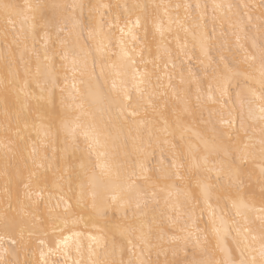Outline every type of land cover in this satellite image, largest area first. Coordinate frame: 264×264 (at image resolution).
Returning <instances> with one entry per match:
<instances>
[{
  "label": "snow or ice",
  "instance_id": "6c2138e0",
  "mask_svg": "<svg viewBox=\"0 0 264 264\" xmlns=\"http://www.w3.org/2000/svg\"><path fill=\"white\" fill-rule=\"evenodd\" d=\"M106 7L43 0L21 5L0 0V11L9 23L14 22L13 17L19 18L23 34V40L18 35L12 44L5 37L6 74L0 79L5 159L9 153L23 159L31 148L29 159L35 169L23 184L24 200H17L19 208L12 206L9 194L8 207L0 217V264H19L9 257L16 253L17 245H24L25 232L42 246L40 258L48 264L43 250L47 245L40 233L47 236L45 225L63 233L70 223L83 220L69 203L72 199L76 209L90 210L94 224L105 222L97 235L88 237L86 258L76 240L80 258L73 264H264V207L260 215L252 217L257 184L264 205V0L259 6L213 4L211 30L203 11L207 5L195 4V15L191 4L155 5L164 8L168 24L165 27L158 15L153 20L154 39L157 33L161 37L154 59L144 57V46L137 50L133 44L139 43L133 32L141 26L139 16L127 32L119 28L118 51L112 52V29L119 25L100 12ZM122 7L129 15L148 8L140 4ZM173 7L183 8L184 16L177 14L173 20L169 15ZM257 7L259 24H253ZM96 14L100 19H95ZM225 23L237 45L245 25L255 29L256 34L249 37L252 51L244 49L242 60L227 54L231 48ZM173 24L185 33L183 43L176 36L175 49L164 41ZM29 37L31 48L25 42ZM21 44L18 61L13 45L20 50ZM194 56L197 63L188 65L185 77L181 57L191 61ZM177 61L179 81L173 84ZM20 63L25 65L23 81ZM148 64L153 66L151 71ZM61 71L65 87H60ZM68 73L73 80L77 74L87 77L80 80L85 85L83 92L73 83L76 95L68 93L71 103L64 96ZM30 75L40 90L39 97L28 91ZM165 77L166 86L162 84ZM165 87L171 89L175 103H170L168 92L162 90ZM58 88L59 112L55 104ZM30 99H37L34 109L29 108ZM40 100L47 103L40 104ZM142 113L138 120L128 119ZM29 129L35 131V139ZM9 145H14V152ZM41 148H51V155ZM157 149L161 159L151 166L150 158ZM50 183L55 194L48 191ZM46 191L45 202L42 194ZM56 196L53 208L51 201ZM41 202L48 208L46 217L36 212ZM61 205L62 213L56 211ZM113 209L121 219L109 217ZM80 235L57 239L48 252L56 255L62 251L67 257L69 241ZM6 240L10 241L7 247ZM136 249L155 251L156 259L135 256ZM126 253L132 254L127 260Z\"/></svg>",
  "mask_w": 264,
  "mask_h": 264
},
{
  "label": "bare ground",
  "instance_id": "6f19581e",
  "mask_svg": "<svg viewBox=\"0 0 264 264\" xmlns=\"http://www.w3.org/2000/svg\"><path fill=\"white\" fill-rule=\"evenodd\" d=\"M4 2H11L16 4H24L26 2H32V0H4ZM43 2L52 4V3H80L84 2L89 5H107L106 8H101L100 12L104 13L106 19H110L113 23V25L118 24L119 27H113L112 32L114 33V36L112 38V52L118 51L116 47V38L120 37L121 33L119 31L120 27H123L125 31H128L129 27H132L135 24L137 16L141 19V26L138 28H133V32L138 37L139 43L133 42L134 46L137 48V50H141V47H143V55L146 59H154L157 55V43L160 41L161 37L159 34H155L154 39V28H153V20L158 15L160 20L163 22L164 26L166 27L168 24V17L164 16V8L157 9L155 5H175L177 3L179 4H191L193 5V15H195V4L200 3L201 5H207L206 9H203V11L206 13L205 15V22L208 24L209 30H211L212 27V16H213V4H221V5H240V4H250V5H257L259 6L260 0H43ZM134 4H140V5H147L148 8L146 10L136 9L131 15L129 13H126L124 11V8L122 6L124 5H134ZM226 12L227 10L224 9ZM179 14V16H184V9L181 8L179 10L175 9L174 7L169 9V15L172 16L173 20H175L176 15ZM219 15V12L216 13ZM260 16V10L257 7L256 9H253V24H259V21L257 20V17ZM117 17L119 19L117 20ZM13 23H9V20L2 11H0V79H2L6 74V69L4 67V57L6 55V49L4 47L5 45V37H7V43L12 44V40L16 36H20L21 40H23V34L20 33L21 23L19 21V18L13 17ZM95 19H100L99 14L95 15ZM129 20L131 21V24L129 23ZM95 21H93L94 23ZM173 31L171 32H165L164 34V41L165 43L169 44L171 48L175 49L176 47V36L179 35L181 42L183 43L185 39V33L182 30H178L176 28V25L173 24ZM218 31H219V25H217ZM250 25H245L244 32L239 33L240 40L239 45H237L236 42V36L232 34V30L228 28L227 23L224 24V31L228 33L226 39L228 40L229 46L231 48V51L227 53L230 56H235L237 59L242 60L244 57V49H247L249 52L252 51L251 49V37L252 35H255V29H251ZM247 34V35H246ZM131 37H126V40H130ZM188 43H189V49H192L193 41L191 36L189 35L187 37ZM28 44V47L31 48L32 46V40L29 37L26 41ZM242 46V47H241ZM39 47V45H37ZM151 49V52L149 53L148 49ZM23 49V44H21V49L17 50L15 46L13 45L14 55L16 56V59L19 61L20 57V51ZM196 55L199 54L198 49H194ZM191 54V53H190ZM29 55L28 53H25V61H28ZM139 59V58H137ZM181 59L185 60V77H187V67L188 65H195L197 63L195 56L191 61L187 60L185 57H181ZM159 63V61H158ZM177 69L175 70V79L172 81L173 84H178L179 81V61H177ZM35 58L33 57L31 59V68L32 73H35ZM21 80L25 79V65L24 63H20L18 65ZM57 67H59V62L57 58ZM143 65H141V70H143ZM152 64H148L147 68L151 71L152 70ZM161 72L160 75H163V64H160ZM169 69L171 70V65H169ZM98 71V70H97ZM193 71H196V68H193ZM65 73L63 71L60 72V87H65V81L63 79ZM68 80L66 85V91L64 93V96L66 97V102L71 103L70 98H68V93L71 92L73 95H76V89H73L72 85L73 83L76 84L77 88L80 89L81 92L84 91L85 85L80 83L81 79H87V77H79V74H77V78L73 80L71 73H68ZM27 79L30 81V86L28 88L29 92H34L37 97L40 95V90L36 86L35 82L32 81V76H28ZM152 84L155 86L157 84L155 76L152 78ZM163 85L168 84V79L165 77L162 81ZM206 87V86H205ZM164 91L168 92V99L170 103H175V101L172 100L171 97V89H167L166 87L162 89ZM60 91L59 88L56 90V98H55V104H56V110L60 111ZM40 104H46V100H40ZM37 105V99H30L29 100V108L34 109ZM87 107V105H86ZM4 105H3V93L2 88H0V123L3 122L4 116ZM78 114V113H77ZM35 112L32 114V119H35ZM143 116V113L140 117H131L129 116L128 119H140ZM31 123V121H30ZM46 123V121H45ZM237 127L239 125L237 124ZM227 131V129H225ZM33 139L36 138L35 131H32L29 129ZM6 141L4 140V134L2 131V128H0V217H3L4 215V209L8 207L9 202V194L12 206L14 208H19V205L17 203V200H24V187L23 184L27 183V176L29 174L30 170H35L31 159H29V153L31 152V148L28 149L27 152L24 153V158L21 159L18 156L14 157L12 153H9L7 160L5 159V151L6 149L3 147V143ZM83 147V145H81ZM9 147L13 148V152L15 151L14 145H9ZM42 152L46 151L47 155H51V148H47L46 150L44 148H41ZM165 157V163H168V152L167 150L164 152ZM161 159V152L159 149L156 150L154 158H150L151 160V166H157L159 161ZM7 169V174H6ZM39 171L43 172V169H40ZM258 169H256V173L258 174ZM49 176H51V173H49ZM23 181V182H21ZM255 182V177H254ZM32 189L33 191L36 190V182L33 180L32 183ZM53 194H55V189L51 187V183L49 184V190ZM48 191L43 193L42 195L45 198V202L47 201ZM255 191L257 193L256 198L254 199V210L252 212V217L255 218L256 216L260 215V209L264 207V205L261 204L260 198H259V191L260 186L257 184ZM35 198V197H34ZM58 196H56L55 199L51 201V207L55 208V205L58 200ZM25 203H28L26 200ZM45 202H41L39 204V207L36 209V212L40 215L47 216L48 215V208L45 207ZM70 204L73 205L74 211L77 212L78 215H83V220L77 224H69L68 228L61 233L59 230L56 232H53L51 227L45 225L44 231L47 232V236L43 235V232L40 233L41 238L44 239L46 247L43 248L44 252L47 253L45 256V260L48 262V264H73L74 260L79 259L80 257L77 256L76 253V240L79 239L80 244L82 245V253L84 254V257H87V247L88 244L91 242L88 237L97 235L99 233V230L104 227L105 222L104 221H98L95 224L92 220L89 219V209H76L75 208V199H72L69 201ZM63 205L59 209H56L57 212L62 213L63 212ZM12 216H15L16 213H11ZM109 217L113 218L115 220L121 219L120 214L116 213L115 210H111L109 212ZM17 219H20V217H17ZM205 221L207 220V215L204 217ZM201 228L203 227V224L199 225ZM61 228H63V225H61ZM105 231H107L105 229ZM73 233H80L81 235L79 237H73L72 240L69 241L68 246V256L65 257L63 252H59L56 255H52L48 252L49 248H55V241L57 239H62L63 236H72ZM25 241L24 245L16 246V253L9 257L10 259L16 260L19 262V264H44V261L41 260L40 254H41V245H39L38 241L35 238L29 239L27 232H25ZM10 241L6 240L5 247L8 246ZM214 243V241H213ZM129 256H132L131 253L125 254V260L129 258ZM135 256H143V258H151L152 260L156 259L155 251H144L141 252L139 249L135 250ZM135 256L132 258L135 259ZM163 259V257H161Z\"/></svg>",
  "mask_w": 264,
  "mask_h": 264
}]
</instances>
